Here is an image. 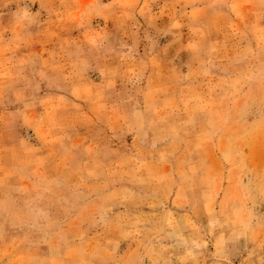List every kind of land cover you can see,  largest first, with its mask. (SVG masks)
<instances>
[{"label": "rangeland", "instance_id": "374dc122", "mask_svg": "<svg viewBox=\"0 0 264 264\" xmlns=\"http://www.w3.org/2000/svg\"><path fill=\"white\" fill-rule=\"evenodd\" d=\"M0 264H264V0H0Z\"/></svg>", "mask_w": 264, "mask_h": 264}]
</instances>
